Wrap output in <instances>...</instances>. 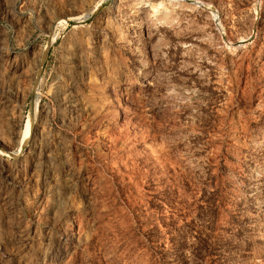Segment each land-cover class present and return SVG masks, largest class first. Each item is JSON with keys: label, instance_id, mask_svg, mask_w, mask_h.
<instances>
[{"label": "rangeland", "instance_id": "rangeland-1", "mask_svg": "<svg viewBox=\"0 0 264 264\" xmlns=\"http://www.w3.org/2000/svg\"><path fill=\"white\" fill-rule=\"evenodd\" d=\"M171 1L0 0V264H264V0Z\"/></svg>", "mask_w": 264, "mask_h": 264}, {"label": "bare ground", "instance_id": "bare-ground-1", "mask_svg": "<svg viewBox=\"0 0 264 264\" xmlns=\"http://www.w3.org/2000/svg\"><path fill=\"white\" fill-rule=\"evenodd\" d=\"M171 1V0H170ZM176 1V0H175ZM174 1V2H175ZM171 2H173V0L171 1ZM178 4V3H177ZM174 5H175V3H174ZM174 7V6H173ZM177 7V6H176ZM140 9V8H139ZM164 10L165 12H163L162 10ZM148 10L150 11V12H154V13H157L158 15H160V17H162V18H166V17H169L170 15L168 14V12L164 9V8H161L160 7V5L158 4V3H152L150 6H149V8H148ZM148 14V13H147ZM151 14V13H150ZM152 15V14H151ZM146 16V15H145ZM152 16H154V15H152ZM156 16V15H155ZM173 16H175V15H173ZM153 18V17H152ZM156 18V17H155ZM162 18H160V19H162ZM171 18V17H170ZM159 19V20H160ZM44 57H45V51H44V55H43ZM43 57V58H44ZM31 125H32V119H30V118H28L27 119V121H26V123H25V127H24V129H23V131H24V135H25V138L23 139V142H22V145H21V149H22V147H24L26 144H27V141H28V136H26V135H28V131H29V128L31 127ZM21 149L18 151V152H15L14 153V155H16V157L19 155V153H20V151H21Z\"/></svg>", "mask_w": 264, "mask_h": 264}]
</instances>
